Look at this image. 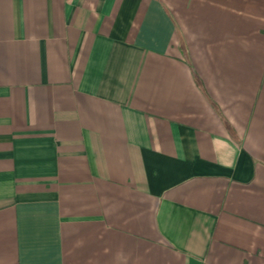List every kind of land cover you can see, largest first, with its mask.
<instances>
[{
	"label": "crops",
	"instance_id": "0c3cea01",
	"mask_svg": "<svg viewBox=\"0 0 264 264\" xmlns=\"http://www.w3.org/2000/svg\"><path fill=\"white\" fill-rule=\"evenodd\" d=\"M0 264H264V0H0Z\"/></svg>",
	"mask_w": 264,
	"mask_h": 264
}]
</instances>
